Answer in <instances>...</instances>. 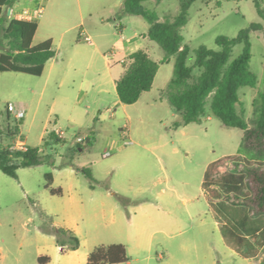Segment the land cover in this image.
<instances>
[{
    "label": "rangeland",
    "instance_id": "rangeland-1",
    "mask_svg": "<svg viewBox=\"0 0 264 264\" xmlns=\"http://www.w3.org/2000/svg\"><path fill=\"white\" fill-rule=\"evenodd\" d=\"M117 2L44 0L39 37L59 38L64 33L71 50V44H75L83 29L76 27L83 16L87 21L84 28L96 44L83 41L77 51L92 55L94 65L90 68L79 65L69 74L63 69L53 75L48 70L43 76L6 72L5 75L11 76L0 77V145L21 140L17 137L13 141L6 132L8 125L18 126L25 140L43 149L55 163L23 168L18 178L0 169L3 219L0 239H9L16 246L18 236H28L36 225L42 226L45 221L55 226L56 222L78 220L87 245L126 246L129 262L120 264H264V250L255 259H245L224 244L202 188L206 168L212 161L230 154L264 158L245 147L243 129L225 126L213 114L212 96L202 123L174 127L179 116L166 90L174 75L176 56H167L156 41L135 34V22L143 21V26H148L143 18L130 14L120 17L117 11L112 26L101 28L93 24L91 19L107 14H102L103 9ZM180 3L181 0H149L145 5L156 10L164 21L179 13ZM21 4L27 7L28 0H21ZM114 18H123L125 36L136 39L130 50L142 47L156 61L166 58L152 90L134 104L120 102L115 106L119 97L117 88L104 81L109 73L104 54L107 49L109 54L117 50L122 43L114 34ZM253 23L258 27L252 29ZM101 29L108 33L106 39L98 37ZM243 29H250V67L257 74L258 83L240 88L241 102L237 109L251 128L264 91V18L258 14L255 0L195 1L189 22L182 28L185 37L182 49L189 48L187 63L193 66L200 46L219 49L217 36L236 37ZM3 43L0 48L5 50L7 43L5 40ZM243 46V43L235 45L232 59L242 52ZM123 68L115 67L113 74H121ZM200 72L198 67L193 70L195 77ZM8 106L22 110L24 117L17 119L11 115L8 119ZM60 130L65 132L66 142L49 139L51 132L58 134ZM91 130H95L98 138L93 147H82L84 151L72 148L75 135H85ZM107 152L110 156H106ZM69 162L90 167L101 183L97 184L95 194H91L95 198L83 201L82 214L76 209L68 188L76 179L88 187L90 180L82 171L74 173L73 168L59 167ZM47 173L55 175L53 188H62V195H53L46 188ZM108 191L113 194L104 199L102 196L108 195ZM28 249L26 243L25 250ZM7 262L12 264L10 260ZM25 264H30L29 257Z\"/></svg>",
    "mask_w": 264,
    "mask_h": 264
},
{
    "label": "trees",
    "instance_id": "trees-1",
    "mask_svg": "<svg viewBox=\"0 0 264 264\" xmlns=\"http://www.w3.org/2000/svg\"><path fill=\"white\" fill-rule=\"evenodd\" d=\"M147 1L149 0H125L120 17L130 14L143 18L149 25L144 35L156 41L167 56H176L174 75L166 90L170 104L179 115L174 127L202 123L207 114L208 99L212 96L213 114L220 117L225 126L243 129L245 147L264 158V91L253 127H249L237 109L241 102L240 88L254 87L258 83V76L250 67V29L241 30L236 37L224 34L217 36L219 49L200 46L197 49L196 61L190 66L187 63L189 48L186 46L182 49L185 39L182 28L189 22L190 8L197 0H181L179 13L164 21L160 20L156 10L145 5ZM13 2L14 0H0V44H4L3 40L7 43L5 50L0 48V73L20 72L42 76L47 61L55 56L53 40L33 44L38 30L36 21L13 18L7 27L2 26L4 8L12 6ZM263 3L264 0H255L257 12L264 18ZM257 27L256 23L251 26L252 29ZM239 43H243V50L232 59L233 49ZM165 61L166 58L162 61L154 60L149 52L142 48L131 53L125 72L116 81L120 101L134 104L145 92L151 91L160 66ZM195 67L201 70L196 77L193 74ZM7 112L10 119L12 113L9 106ZM6 132L13 141H16L17 137L25 141V136L18 126L8 125ZM48 137L57 143L66 142L55 132H51ZM96 141V134L91 130L86 140L78 146L93 147ZM51 159L52 156L45 155L44 150L37 146L27 145V150H13L11 144L0 145V169L14 178L19 177L20 168L47 162L55 165ZM69 164L88 177L92 188L100 183L90 167H80L73 162L62 163L59 167ZM45 177L46 188L50 189L53 195H62L61 188H51L53 174L47 173ZM202 188L224 244L245 259L257 258L264 250V160L249 159L242 154L225 155L209 163ZM45 216L47 217L46 214ZM41 228L56 235L63 253L77 249L81 244L80 238L72 230L55 227L46 221ZM39 262L48 263L50 257H39ZM127 262L128 250L122 243L96 246L88 258V264Z\"/></svg>",
    "mask_w": 264,
    "mask_h": 264
},
{
    "label": "crops",
    "instance_id": "crops-1",
    "mask_svg": "<svg viewBox=\"0 0 264 264\" xmlns=\"http://www.w3.org/2000/svg\"><path fill=\"white\" fill-rule=\"evenodd\" d=\"M41 1V0H28V6L27 7H34L36 4ZM125 2V0H124ZM124 2L121 0H118V2L114 5H110L108 7H105L103 9V13H107L104 15H99L95 19H91L93 21V24L102 27H106L107 25L112 26L111 20L113 19V16L117 11L121 12V10L124 7ZM14 7L18 6L19 8L16 11L22 10L25 8L24 5L21 4V0H14L12 6ZM12 6H6L4 8V13H3V23L2 26L7 27L10 23V21L14 18V16L11 14L10 9L14 8ZM127 15V14H126ZM136 16V15H134ZM91 17V16H90ZM138 18H141L137 16ZM93 18V17H91ZM123 18H114L113 26L115 27L116 31L114 32L115 35L121 38V46L117 48V50H112L113 54H109L108 52L110 51L109 49L106 50V53L104 54L105 59L107 60L108 63V71L109 73L107 74V78L104 79L105 82H109L113 84L114 87H116V81L119 79L123 73L125 72L128 61H129V56L131 53L134 51L141 49L142 47L136 49V50H130V48L137 43L136 39L127 37L124 34V30L126 29V25L123 23ZM38 23V30L37 33L34 37L33 44L37 45L40 44L41 42H44L48 39L53 40V48L55 50V56L51 58L50 60L47 61L45 65V70L44 74L49 70V75H53L55 72H58L60 70L63 71L65 74H69L72 71H76L77 67L79 65H85L87 68H90L92 65H94V58L90 54H82L77 51V47L83 42L86 41L88 43H91L93 45L96 44L94 41L93 36L89 33V31L84 28V25L87 23L86 19L81 16V20L79 24H77L76 27L80 26L83 29L79 32L78 37L75 40V44H71L72 49L70 50L69 47L66 44L64 33L61 34L59 38H55L54 36H44L42 38L39 37V32L41 29V20L36 21ZM143 21H137L135 22V28H137L135 34L139 37H142L144 39H147L144 34L147 32L149 25L143 26ZM101 39L104 38L106 39L108 33L103 32V29L100 30V33L98 34ZM89 36L91 37L92 41H87L86 37ZM1 41V40H0ZM6 42V41H5ZM145 49V48H142ZM70 50V51H69ZM147 50V49H145ZM148 51V50H147ZM149 52V51H148ZM150 54V52H149ZM113 56V58H109L110 56ZM151 55V54H150ZM117 66H123V72L117 76L113 74V70ZM8 73H0L1 76H11V75H5ZM42 75V76H43ZM156 79V78H155ZM155 82V81H154ZM150 92V91H149ZM145 92L144 94H146ZM144 94L141 96L139 101L142 99ZM120 99L115 101L114 105L118 106L120 105ZM178 114V113H177ZM176 116L178 117L179 115ZM13 115V113L11 114ZM14 116V115H13ZM62 131V130H60ZM95 132V130H94ZM65 133V132H64ZM89 134L86 133L85 135H75V140L72 144V148H80V151H84L82 147H79L78 145L80 143L76 142V136H87ZM96 134V132H95ZM97 137V134H96ZM64 138L66 140V134H64ZM62 138V139H64ZM18 141V140H17ZM22 141V140H20ZM26 145H30L27 140L22 141ZM98 142V138L96 143ZM95 143V144H96ZM31 146V145H30ZM211 163V162H210ZM209 165V164H208ZM40 166V165H38ZM79 166V165H78ZM35 167V166H32ZM70 167L73 168L72 170L74 173L79 172L73 165L69 164L65 167L66 168ZM25 168H31V167H25ZM23 169L20 168L18 170V175L19 171ZM53 174V173H52ZM54 176V181L53 184L56 180L55 175ZM53 184L51 188H53ZM62 189V188H61ZM69 194L74 202L76 209L80 214L83 212L82 204L83 201L86 199L88 200H93L95 198L94 192H96L97 186L95 188H92L90 183L88 187L82 185L78 179L73 180L70 185H69ZM63 193L64 190L62 189ZM92 192V193H90ZM108 195H103L102 197L104 199L109 198L112 192L108 191ZM2 218L0 215V225L2 223ZM56 227L59 228H64V229H69L72 230L73 232L76 233V235L80 238L81 244L79 248L74 249V250H67L65 253L62 252V247L59 246L57 243V237L55 234L50 233V232H45L40 225H36L34 231H30L29 235H24L22 237L18 236L17 237V244L16 246L10 244V240L6 238H1L0 242L3 244L0 247V264H9L7 261H12V264H25L26 258L29 257L30 259V264H88V258L90 255V252L98 246L97 244L93 245H87L84 240V230H82L81 225L78 223V220H71L66 223H55ZM29 243V249L25 250V244ZM29 253V255H28ZM42 256H48L50 257V262L48 263H40L39 262V257Z\"/></svg>",
    "mask_w": 264,
    "mask_h": 264
},
{
    "label": "built area",
    "instance_id": "built-area-1",
    "mask_svg": "<svg viewBox=\"0 0 264 264\" xmlns=\"http://www.w3.org/2000/svg\"><path fill=\"white\" fill-rule=\"evenodd\" d=\"M43 1L44 0L39 1L34 7H25L19 11L10 9V12L16 19L25 20V21H37L42 17L44 12ZM86 39L87 41H92L91 37L89 36H87ZM110 54H113V52H111ZM10 111L17 119H22L24 117V112L22 110H14V108L11 107ZM64 134H65L64 131L58 132L60 138H64ZM86 137L87 136H76V142L83 143L86 140ZM11 148L13 150L16 149L27 150V145L22 141L18 140L17 142L11 144ZM106 156H110V152H107Z\"/></svg>",
    "mask_w": 264,
    "mask_h": 264
}]
</instances>
